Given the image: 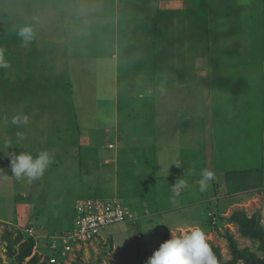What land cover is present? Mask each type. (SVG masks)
Wrapping results in <instances>:
<instances>
[{"label": "rangeland", "instance_id": "obj_1", "mask_svg": "<svg viewBox=\"0 0 264 264\" xmlns=\"http://www.w3.org/2000/svg\"><path fill=\"white\" fill-rule=\"evenodd\" d=\"M20 26L33 30L26 45ZM0 48L9 64L0 68V264H45L43 247L70 227L77 199L113 197L135 209L134 223L101 230L54 264H146L194 227L217 264H264V0H0ZM18 113L29 117L22 128L11 124ZM17 131L23 140L11 138ZM247 141L261 151L256 176L243 167ZM41 150L53 158L42 177L12 175V155ZM143 150L153 161L134 163ZM117 153L118 185L86 174ZM202 169L215 174L205 191ZM180 179L188 187L170 196ZM142 198L161 199L160 213L140 218L132 200ZM29 228L32 250L18 232Z\"/></svg>", "mask_w": 264, "mask_h": 264}, {"label": "clouds", "instance_id": "obj_2", "mask_svg": "<svg viewBox=\"0 0 264 264\" xmlns=\"http://www.w3.org/2000/svg\"><path fill=\"white\" fill-rule=\"evenodd\" d=\"M17 36L26 45L33 39V30L30 26H20L17 29ZM8 66L5 49L0 48V68ZM28 121L29 117L23 113H18L11 118V124L17 128L26 126ZM15 135L18 140L24 138L22 132L17 131ZM5 146L11 147V141H5ZM52 162V155L48 151H38L35 156L31 152H19L11 156V173L17 179L26 177L29 181L36 180L43 176ZM2 172L3 170L0 169V173ZM200 176L197 183L200 191H205L209 187L210 181L215 178V174L208 169H202ZM186 187H188V182L180 179L175 182L172 190L176 195H179L181 190ZM146 264H217V260L206 242L204 232L199 227H194L183 235L171 237L161 243L147 259Z\"/></svg>", "mask_w": 264, "mask_h": 264}, {"label": "built area", "instance_id": "obj_3", "mask_svg": "<svg viewBox=\"0 0 264 264\" xmlns=\"http://www.w3.org/2000/svg\"><path fill=\"white\" fill-rule=\"evenodd\" d=\"M108 147L112 148L113 145ZM135 220L134 211L115 197L78 201L75 204L72 226L60 235L51 237L48 248L43 247L49 253L40 255L45 257L48 264L63 261L68 255L75 252L74 250L96 241L101 230L113 225L134 223ZM19 232L30 236V238H35L32 228ZM36 254H38L37 251Z\"/></svg>", "mask_w": 264, "mask_h": 264}, {"label": "crops", "instance_id": "obj_4", "mask_svg": "<svg viewBox=\"0 0 264 264\" xmlns=\"http://www.w3.org/2000/svg\"><path fill=\"white\" fill-rule=\"evenodd\" d=\"M119 85V84H118ZM114 93H116V92H114ZM118 102V101H117ZM261 123H263L262 121H261ZM109 132H111V128L109 129ZM13 134V133H12ZM11 134V135H12ZM15 134L16 133H14V135L11 137V135H10V137L11 138H13V137H15ZM117 135V134H116ZM112 138H114V141L116 140L115 139V136H111V134H108L107 135V137H106V139L108 140V139H110V142L109 143H107V145H110V144H112L111 143V141H112ZM214 138H212V140H213ZM11 142H14V141H12V140H10ZM78 145H79V147H78V150L76 151V152H79L77 155V164L78 165H80V167H78L80 170H82V174H84V156H82L81 155V150H84V146H86V145H84V143H83V141L80 139L79 141H78ZM113 145V144H112ZM202 148L201 149H199V148H197L196 150L199 152V153H201L202 151H204V145H202L201 146ZM106 148L107 149H109L108 148V146H106ZM264 148V147H263ZM116 149V148H115ZM256 149H257V147H256ZM109 150H114V149H109ZM213 149H211V153L213 154V159H214V161H216V159H215V156H216V154H215V152H216V150L214 149V152L212 151ZM75 153V152H74ZM126 153V152H125ZM2 154V153H1ZM137 154V157L134 159L135 161H134V163H137V164H140V163H138V161L139 162H142L143 160L144 161H146L147 163H150V162H152V161H150V160H146V159H150V157L149 156H147V153L143 150V151H139L138 153H136ZM3 155H5V153L3 154ZM124 156V155H123ZM125 157V156H124ZM3 158V157H2ZM5 158V157H4ZM100 158V157H99ZM99 158L97 159V162L95 161V162H93L92 164H93V166L90 168V167H88V169H87V171H86V174L87 175H96V176H101V174H102V176L103 177H106V179H105V181L106 180H108V181H113L114 182V184H119L118 183V179H117V177H118V175H119V173H118V171H121L122 169L120 168V166H119V164L120 163H123V162H125V161H122L121 162V160H119V156H118V153H117V155L113 158V159H102V160H99ZM6 159H8V157L6 158ZM125 159H126V157H125ZM128 160H131L132 158L131 157H129V158H127ZM102 161V162H101ZM109 161H113L111 164H109V165H105L106 167V170H107V172L106 173H101V171H99V169L100 168H96L95 169V165L97 166V165H99V164H103V162L105 163V164H108L107 162H109ZM216 164V163H215ZM246 164V163H245ZM241 165H242V162H241ZM243 167H247V166H243ZM87 168V167H86ZM142 169V168H141ZM141 169L140 168H138V167H135V170H140L141 171ZM95 172V173H94ZM97 173V174H96ZM141 173V172H140ZM104 174H106V175H104ZM113 178V179H112ZM117 179V180H116ZM107 182V181H106ZM106 182L104 183V184H106ZM110 187L111 186H113V184H111V185H109ZM113 189L116 191V188L115 187H113ZM63 191V190H62ZM98 191V190H97ZM60 193H63V192H61V191H59ZM57 194V196H58V193H56ZM180 194H181V192H180ZM180 194L179 195H176V194H174V192H173V190L171 191V194H170V196H174V197H178V196H180ZM56 196V197H57ZM115 196V195H114ZM170 196L168 197V198H170ZM59 197H60V195H59ZM64 197V196H63ZM135 197H138V196H135ZM81 200H84V199H77L76 201H75V204H76V202H78V201H81ZM133 202L132 203H134L135 205L136 204H140V205H142V207H137V209H138V211H140L141 213H140V216H137L138 218L140 217V218H142L143 220L145 219V218H147V217H149L150 216V212L152 211V209H154L155 211H157V212H159L160 213V211L158 210V205H157V203H160L161 202V199H156V198H154L152 201L150 200V201H146V199L145 198H142V199H138V201H137V199H134V200H132ZM192 201V200H191ZM190 201V203H188L187 205H185L186 207H189V206H191L192 205V207H197L198 208V205L201 203L200 201H194L193 203ZM142 202H144V203H142ZM75 204H74V206H75ZM195 205V206H194ZM176 206H175V202H174V205L171 207V208H169L170 210H173L174 208H175ZM142 208H143V211H142ZM73 209H75V207H73ZM132 209V208H131ZM133 211L135 210L134 208L132 209ZM167 211H168V209H167ZM173 211H175V210H173ZM73 212H74V210H73ZM143 213V214H142ZM73 218H74V216H73ZM72 222V221H71ZM70 226H71V223H70ZM175 227V226H174ZM180 226H177L175 229H177V228H179ZM170 228H167V230H169ZM179 229H181V228H179ZM20 231V229H18V232ZM34 233H35V230H34ZM49 234V233H48ZM35 241H36V238L34 239ZM42 240H44L42 243H46V241L48 240L47 238H45V236L42 238ZM49 240H51V239H49ZM50 242V241H49ZM48 242V243H49ZM47 243V244H48ZM37 244H38V242H37ZM45 245V244H44Z\"/></svg>", "mask_w": 264, "mask_h": 264}, {"label": "trees", "instance_id": "obj_5", "mask_svg": "<svg viewBox=\"0 0 264 264\" xmlns=\"http://www.w3.org/2000/svg\"><path fill=\"white\" fill-rule=\"evenodd\" d=\"M128 39V38H127ZM153 53V55H155L156 56V54H157V52L156 51H154V52H152ZM151 53V54H152ZM261 122V120L260 121H258V122H255V124L256 123H259V124H261L260 123ZM252 123H254V122H252ZM257 132V131H256ZM255 132V133H256ZM251 136V135H250ZM249 136V137H250ZM225 138V137H224ZM224 138H222V139H224ZM214 139H215V137H214ZM248 142V146H251V148H252V150H249V152L251 153V156H249L248 155V160L245 162L246 164H245V166H247V167H249L253 172L255 171V176H256V174H259V172H263V170H261L262 169V164L260 163L261 162V151L259 150V149H256L255 148V146L256 145H253L252 144V142H249V141H247ZM244 144H246V142H244ZM243 144V145H244ZM218 146H220L219 148L217 147H215L216 148V152H215V154H217V151H218V153H220V152H222V149L224 150V148H226V146H222V145H218ZM238 146V145H237ZM257 147V146H256ZM220 150V151H219ZM239 154V157H240V162H242V154H243V150L242 151H239L238 152ZM215 158H216V156H215ZM257 159V163H254V160H256ZM246 172H247V170H246ZM91 199V198H90ZM238 214V213H237ZM212 217V216H211ZM209 219H210V216L208 217ZM230 221L229 222H234L235 220H236V215L235 214H233L232 215V217L229 219ZM72 222H73V220H72ZM72 222H71V226H72ZM70 226V227H71ZM69 227V228H70ZM69 228H67V229H65V230H68ZM64 230V231H65ZM62 233V232H61ZM60 233V234H61ZM60 234H57V235H60ZM56 235V236H57ZM23 236V235H22ZM20 238H18V240H19ZM27 240H29L28 241V246H29V249L30 250H32V248H33V246H34V240H33V238H30V237H28L27 238ZM31 255V254H30ZM26 256H29V255H26ZM35 257H32V259L35 261V260H39L38 258H40L39 257V255H34ZM43 261H46V259H43ZM262 262H264V261H262ZM45 264H48L47 263V261H46V263Z\"/></svg>", "mask_w": 264, "mask_h": 264}]
</instances>
